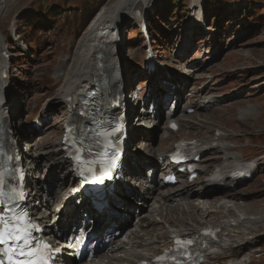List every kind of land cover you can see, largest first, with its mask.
I'll return each mask as SVG.
<instances>
[{
  "label": "rangeland",
  "instance_id": "1",
  "mask_svg": "<svg viewBox=\"0 0 264 264\" xmlns=\"http://www.w3.org/2000/svg\"><path fill=\"white\" fill-rule=\"evenodd\" d=\"M112 1L114 0H0V37L5 44L4 51L9 55L7 79L12 91L11 120L15 125L14 136L21 143L20 149L25 155V161L31 157L37 161L36 166L33 162V166L38 169L31 173L30 185L34 189L37 182L43 187L41 194L46 199L50 193L49 189L46 192V188L52 181L58 180L57 183L62 185L53 191H59L62 198L68 192L77 190L79 182L72 176L68 177L69 173L71 175L70 163L62 166L63 168L57 163L67 108L56 99L62 83L58 79H61L75 59L77 48L82 37L86 36L87 29ZM95 3L99 5L96 6ZM97 7L98 10L95 9ZM85 9L90 10L89 20L84 18ZM125 13L130 16L127 10ZM145 20L149 24L148 44L131 18L120 20L119 57L130 94L136 92L144 100L147 98V102L153 99L152 103L145 106L147 109H151L153 104L157 105L156 121L160 125L155 133L154 148L161 144V137L168 138L166 129L171 121H176L180 126V130L174 133L175 139H178L184 135L199 133L196 130L199 125L196 114L213 115L209 124L211 129L203 130L209 136L215 133L217 126L223 127L229 134H237L233 129L240 127L238 111L252 109L255 117L264 116V0H202L198 9L192 8V0H150L145 9ZM150 54L157 62L154 72L147 71L146 67ZM239 91H242L241 95L234 94ZM212 100L214 102L205 104L211 107L210 111H202L200 107H204V102ZM231 107L234 111L228 113ZM142 108L143 105L139 110ZM188 108L190 109L187 110ZM36 121L41 124L39 131L29 128ZM241 129L246 135H242L243 141L238 144V150L234 153L243 162L250 160L256 164L258 160L264 159V136L254 139L251 137L255 134L264 135V121L256 125L248 124ZM132 138L135 137L131 135ZM134 140L137 142L132 150L136 153L140 140ZM29 143H37V146H33V152L28 150ZM206 157L208 156L202 155V159ZM146 161L142 160L139 166L144 167ZM200 161L198 164L203 168ZM164 163L158 165L160 170L157 174L149 168L144 169L140 178L145 185L153 179L160 183L163 181L161 168ZM128 165L135 166V162H129ZM50 168L54 169L52 175L49 174ZM187 178L185 176L176 187H166L163 191L187 184ZM133 181V178L128 177L127 186L132 188L130 184ZM220 186L223 184L215 187L218 190L216 196H222L219 194L225 191ZM195 188L199 189L198 185ZM235 190L248 191L245 193L246 199L241 201L243 207L247 206L249 209L246 214L252 217L260 215L264 220V162L252 177L241 180ZM137 193L141 196V192ZM125 196L128 208L131 209L126 207L127 210L122 213L121 232L113 240L115 243L119 241V245H123L132 232L137 231L141 220L150 210L148 208L147 212H140L142 203L132 196ZM77 199L80 200L81 196L71 201L70 209H63L64 216L68 211L77 218L83 216L75 206L79 204ZM59 200L54 196L50 210H56ZM207 203H202L199 199L194 201V204L205 208L208 207ZM220 204H225L227 208L233 202L228 204L227 200H223L218 203ZM214 213L207 219L210 222L207 226L227 219L225 211L223 220ZM48 215L49 220H54L57 214ZM156 219L160 221V217ZM174 219L176 222L183 220L180 214ZM187 222L190 223L189 220ZM100 223L95 220V225ZM207 226L203 228L210 227ZM160 228L161 225L157 228L156 236L163 234ZM252 232H257L260 239L250 250L260 245L264 252V221ZM143 246L138 249L126 247L119 256L124 258L128 254L125 258L127 262L119 264H128L130 261L135 264L138 261L136 255H140L141 259H149L168 245L166 238L162 237L155 245ZM107 252L109 249L101 252L100 256ZM240 262L264 264V254L251 259L250 256H243Z\"/></svg>",
  "mask_w": 264,
  "mask_h": 264
},
{
  "label": "bare ground",
  "instance_id": "2",
  "mask_svg": "<svg viewBox=\"0 0 264 264\" xmlns=\"http://www.w3.org/2000/svg\"><path fill=\"white\" fill-rule=\"evenodd\" d=\"M201 1L202 0H192V8L198 9L201 5ZM149 2L150 0H114L109 6L100 12V15L87 29L86 36L82 37L83 39L82 41L80 40V45L78 44L79 47L77 48L75 59L66 73L61 76V79H58V81H61L62 83L56 95V99L67 105L65 120L68 118V120L78 123L80 126L81 121L86 124V119L80 117L79 114L84 102L89 101V94L93 90H96V94L101 96L109 93L123 94L122 91L123 86H126V78L125 70L120 66L121 49L119 47L118 38L121 35V31L119 28V22L126 17H128V19L134 18L138 12L144 17L145 9L149 5ZM126 10L130 13V16L125 13ZM106 11L108 12L106 13ZM140 21V24H142L143 20ZM4 46V41L0 37V125L2 126V131H4L5 137L12 139L14 135L11 137V132L14 130L15 125L11 120L12 100L10 94L12 91L9 88L7 79L9 77V73L6 71L8 61L3 58ZM234 94L241 95L242 91ZM125 101L127 102L126 99L123 102ZM211 102L214 101L204 102V107H200L201 110L204 112L210 111L211 107L205 104ZM155 106L156 105L152 106V108ZM189 109L190 108L187 110ZM233 111L234 109L231 107L229 108L228 113ZM140 112L143 115H141L139 124L133 125L130 130V134L135 137L131 139L132 144H134V139L140 140H138L140 144L139 147H136V153L130 149V153L133 155L130 157L131 160L128 161V163L134 161L135 166H129L127 163L128 172H131L135 177H133L134 181L130 184L132 188L127 186V183H124L127 187H123L122 185L121 191H123L124 194L128 193L129 196L136 198L142 203L141 209H139L140 212L143 210L147 212L148 208H150V210L141 220V224L136 229L137 231L132 232L131 236L123 243V245H119V241L115 243L112 240H116L118 234L121 232L120 222L123 220V217H121L122 212H119V216L113 212L111 201L114 198H118V195H116L115 190L111 191L107 189L103 194V198L109 202V208L103 211L105 215L100 216L97 221L99 223L100 220L103 226L105 225V222H108L109 224L108 231L110 232H108L107 235L111 236V240L106 247L109 249V252H107L106 255L104 254L95 258L91 264H119V262L126 261L125 258L128 254H126L124 258L119 256L126 250V247L130 246V248L136 249L144 247L143 245L149 247L157 244L162 237L166 238L168 246H171L170 241L173 236L194 238L196 237V234L201 233L203 230L200 228H203L210 223L207 219L211 218L214 212V215H217L222 220L226 213L227 219L222 222L214 223V225H208L212 226V228H218L221 233L214 243L207 244L206 248L202 245L205 249L196 252L197 259L201 260L200 264H242L240 259L243 256H250L251 259L263 255L264 252L261 250L260 245L258 248L254 247V249L250 250V248L255 246L260 239L257 232H252V230L258 228V226L262 224L264 221L262 219L263 217H259L260 215L253 217L249 215V217L248 214H246L249 209L247 206L243 207L241 201L246 199L247 195H245V193L248 191L241 192L235 190L238 182H236L233 177V171L237 168H243L246 166L249 168L251 166L252 169H254V175L255 171L259 168V165L264 162V159H262L258 160L256 164L250 163L251 165H249L248 161L243 162L241 157L234 153L238 150V144L243 141L242 139L244 137L242 135H246L241 128L243 126H248V124L256 125L264 121V116L261 115L260 117H255L252 109L238 111V113L236 111L241 120L240 127L235 130L233 129L237 134H229L223 127L217 126L218 128L215 133L209 136L206 135V132L203 130L211 129L209 124L212 122L213 115L196 114L195 118L199 121V125L196 128V130H199L198 134H188L175 139L176 136H174V132L169 128V122L166 129L168 138L161 137V144L157 148H154L153 144L156 140L155 133L160 125V123L156 121L157 114L150 110H141ZM128 122L130 123L129 119ZM63 126H65V124H63ZM190 127L193 128L192 126ZM63 132L64 128L62 130V135ZM13 133L15 132L13 131ZM262 136L264 135L255 134V136H252L251 138L254 139ZM14 139L16 140L15 137ZM181 140L194 143L195 149L199 150L201 154L208 156L200 161L201 164L204 165L203 168L200 164H197L199 178L193 183L182 184L181 187L166 192L163 191V188H166V185L155 179L145 185L144 181L141 178L139 179L140 170L142 169L141 166H139V163L141 164L142 160H147L144 163V169L149 168L150 170H154L155 173H158L160 170L158 165L166 161L161 170L164 172H170L172 167L169 164L171 160L169 155L175 152V145ZM60 141H62V137ZM170 141H172V143H170ZM17 143V148L19 149L21 143L19 141H17ZM33 146H37V143H29L28 150L33 152ZM60 146L59 151L61 152L58 154L57 159L58 166L65 167V165L70 162L72 173L71 175L69 173L68 177L72 176L74 178L76 173L73 169V164L63 151L64 145ZM128 146H130V144H128ZM141 152L144 154H141ZM124 159L126 158L124 157ZM26 161L27 164L25 171L29 182L31 173L35 172L34 169L38 168L33 166V162L36 166L37 161L32 157L26 158ZM218 163H220V165H217ZM49 171V174L51 175L54 173V169L50 168ZM123 174L124 171L122 170L118 175L122 177ZM216 174L223 178V186L220 187H224L225 191L224 193L219 194L222 196H216L218 195L216 194L218 190H215V187H211ZM187 175L190 178L191 175ZM57 182L52 181V183L50 182V185L47 186L46 192L48 193V189L50 192L47 194L48 199L42 196L41 193L43 192V187L39 186L37 182H35L34 189H32V186L27 188L29 193H32L29 202L32 215H41V217L36 220L45 224V233L47 237L54 234L57 236L58 232L62 229L72 228L75 223V221L71 220V218L74 217L71 211H68V213L65 214V221H63V216L57 220L58 217L62 215V210L65 207L67 209L71 207L70 203L73 199H71V197H73L72 193L75 191L68 192V194L64 195V198H62L59 191L56 190L53 193L57 186L62 187V185L60 186ZM187 182H189V179ZM197 185L199 189L195 188ZM137 192H141V196ZM54 196H57L60 200L57 202L56 210L52 211L50 210V205ZM122 199L119 198L116 200L117 209L123 210L125 206L127 208L129 207V203L126 202V199ZM198 199L201 200L202 203L207 201L208 207H200L194 204V201ZM67 200H69L68 204L66 203ZM223 200H227L228 204H232L233 202L232 206L226 208L225 204L218 205V203ZM128 209L130 210L131 208ZM210 209H213L214 211ZM88 210L89 213L93 214V217L95 218L94 220H96V217H98L100 213L94 212L93 208L86 205L85 212ZM50 213L57 214L55 217V221L57 220V222H55L54 225H49L50 220L48 214ZM178 214L182 216L183 220L176 222L174 217ZM159 217L160 221L158 222L156 218ZM92 218H90V220H92ZM198 218L200 220H198ZM187 220H189L190 223H188ZM77 221L82 222L78 219ZM84 221L86 225L84 231L89 232L93 227L88 226V220ZM113 224L116 227H112L111 225ZM160 225L161 228L159 230H163V234L156 236V232L158 231L157 228H159ZM95 229L96 228L94 227V231L89 232L90 234L92 233V235L97 236L93 242L101 241V233L104 234L105 229L104 231L97 229V231H95ZM63 239H65V236L59 238V240ZM52 242L55 244L54 240ZM62 247L66 248L65 246ZM257 253L260 254L256 255ZM140 257V255L135 256L138 261L143 259ZM128 264L134 263L130 261Z\"/></svg>",
  "mask_w": 264,
  "mask_h": 264
},
{
  "label": "snow or ice",
  "instance_id": "3",
  "mask_svg": "<svg viewBox=\"0 0 264 264\" xmlns=\"http://www.w3.org/2000/svg\"><path fill=\"white\" fill-rule=\"evenodd\" d=\"M85 115L86 113L81 112V116ZM90 131L91 129L81 121L80 134L87 137ZM96 135L103 136L105 133L97 130ZM87 151L91 152V149ZM79 152L80 149H77L78 154L74 158L78 163H83ZM88 167L90 170L91 165ZM6 171L0 167V264H48L50 246L42 240L33 243L32 231L35 226L30 223L27 213L14 211L15 202L22 198L23 193L8 182ZM194 243L192 239H177V250L186 253Z\"/></svg>",
  "mask_w": 264,
  "mask_h": 264
},
{
  "label": "trees",
  "instance_id": "4",
  "mask_svg": "<svg viewBox=\"0 0 264 264\" xmlns=\"http://www.w3.org/2000/svg\"><path fill=\"white\" fill-rule=\"evenodd\" d=\"M104 1H105V0H104ZM94 5L97 6V5H99V3H95ZM95 9L98 10V7L95 8ZM85 10H86V11H85V14H86V15L84 16V18H85L86 20H87V19L89 20V19H90L89 17H90V14H91V13H90V10H89V9H85ZM89 13H90V14H89ZM92 15H93V12H92ZM92 15H91V16H92ZM92 17H93V16H92ZM87 22H88V21H87Z\"/></svg>",
  "mask_w": 264,
  "mask_h": 264
}]
</instances>
